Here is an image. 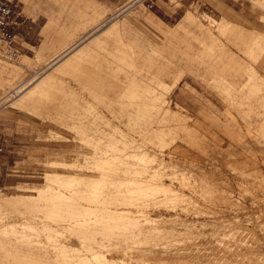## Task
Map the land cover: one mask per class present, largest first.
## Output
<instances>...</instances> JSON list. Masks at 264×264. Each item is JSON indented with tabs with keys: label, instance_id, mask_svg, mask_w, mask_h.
Instances as JSON below:
<instances>
[{
	"label": "rangeland",
	"instance_id": "1",
	"mask_svg": "<svg viewBox=\"0 0 264 264\" xmlns=\"http://www.w3.org/2000/svg\"><path fill=\"white\" fill-rule=\"evenodd\" d=\"M9 1L15 45L32 59L23 67L22 55H0L14 66L11 78L0 79V197L30 194L23 188L45 183L53 159L87 167L61 171L55 190L35 202L28 197L34 212L19 206L27 213L17 210L15 220L36 227L0 234V264H101L89 257L96 252L112 264H264V51L250 49L256 37L264 43V0H152V7L151 0H96V13L84 0ZM112 23L116 37L106 36L81 67L60 72L62 85L39 109L15 104L36 78L57 71ZM150 91L160 92L161 112L152 110ZM122 133L174 178L154 161L144 171L161 177L140 175L142 166L124 159ZM102 153L121 159L105 162ZM154 183L182 197L171 200Z\"/></svg>",
	"mask_w": 264,
	"mask_h": 264
},
{
	"label": "bare ground",
	"instance_id": "2",
	"mask_svg": "<svg viewBox=\"0 0 264 264\" xmlns=\"http://www.w3.org/2000/svg\"><path fill=\"white\" fill-rule=\"evenodd\" d=\"M58 1H66V2H70L71 0H58ZM85 1V3H86V6L93 12V13H96L97 12V8H96V0H84ZM98 3V2H97ZM81 4V3H80ZM99 4V3H98ZM103 5V4H102ZM102 5H100V6H102ZM83 6V5H82ZM104 7V6H103ZM260 7V6H259ZM74 8V7H73ZM101 8V7H100ZM261 8V7H260ZM77 9V8H76ZM79 9V8H78ZM104 9V8H103ZM90 11V12H91ZM78 12V11H77ZM91 12V13H92ZM100 13H101V11H100ZM103 13V12H102ZM84 14V13H83ZM90 14V13H89ZM77 15V14H76ZM79 15V14H78ZM77 15V16H78ZM89 17V16H88ZM91 17H89V19H90ZM79 19L80 18H78V21H79ZM87 19V18H86ZM94 19V18H93ZM72 20V19H71ZM80 21H81V19H80ZM89 21V20H88ZM74 22V21H73ZM83 22V21H82ZM47 23H48V21H47ZM53 23V21L51 20V24ZM86 23H87V20H86ZM68 24V23H67ZM79 24V23H78ZM83 24H84V22H83ZM71 25H72V23H71ZM77 26V25H76ZM229 26V25H228ZM69 27H71V26H69ZM120 27V26H119ZM220 27V26H219ZM75 29H77V28H75ZM120 30V29H119ZM118 33V28H117V26H116V23H112L110 26H108L107 28H105L101 33H99V34H97L96 36H94L89 42H87L86 44H83V45H81V46H79L78 48H76L73 52H71L70 54H68L63 60H61L57 65H56V67H55V69H57V71H55V72H53V71H49V72H46V73H44L42 76H40V77H38V78H36V80L32 83V85L31 86H29L28 88H26L25 90H24V93L19 97V98H17L16 100H14V102H15V104H16V102L18 103L19 102V105L21 104L24 108L26 107H29V106H31L32 107V109H37L38 107H40V105L42 104V102L44 101L43 100V98H44V96H46V94H48V93H51V90H53V88L54 87H56L57 86V84H58V79L60 78L59 77V73L60 72H63L64 73V71H66V73L68 72V70L69 69H73V68H79V67H81L82 65H83V63L85 64V61H86V59H88V57L90 56V54L93 52V51H95L96 50V47L97 46H101V45H103V43H104V41H105V37L106 36H111V34H113L114 35V33ZM59 33V32H58ZM76 33V32H75ZM73 34H74V32H73ZM125 34V33H124ZM70 35V34H69ZM69 35H66V37L67 36H69ZM72 36V35H71ZM115 36V35H114ZM65 37V38H66ZM116 37V36H115ZM46 38V37H45ZM69 38H70V36H69ZM74 40V39H73ZM114 40V39H113ZM224 40V39H223ZM132 41V40H131ZM66 42H68L67 40H66ZM132 42H134V41H132ZM136 42V41H135ZM135 42H134V44H135ZM66 44V43H65ZM110 44V43H109ZM133 44V45H134ZM253 44V45H252ZM252 44H251V46H250V49L252 50V51H257V50H261V52L262 51H264V43H261V42H259V40L257 39V37L252 41ZM137 45V44H136ZM109 46V45H108ZM138 46V45H137ZM141 46V45H140ZM70 47V46H69ZM69 47L67 46V48L66 49H64V51L65 50H67V49H69ZM135 47V46H134ZM100 48V47H99ZM104 48V47H103ZM132 48V47H131ZM232 48H233V46H232ZM101 49H102V47H101ZM133 49V48H132ZM135 49V48H134ZM37 50V49H36ZM106 51V50H105ZM62 52H63V50H62ZM99 52V51H98ZM44 53H45V46L42 44V46H41V48H39L38 50H37V55L36 56H38L37 58L39 59L40 57L42 58V56L44 55ZM65 53V52H64ZM103 53V52H102ZM112 53V52H111ZM104 54V53H103ZM260 54H262V53H260ZM22 56H23V62L21 63V61H20V63L21 64H23V63H26V62H28V61H30L31 59H32V56H29V55H27V54H22ZM44 57V56H43ZM110 58V57H109ZM100 59H101V56H100ZM113 59V58H112ZM55 60V59H54ZM109 60V59H108ZM134 61V60H133ZM109 62V61H108ZM31 63H33V62H31ZM111 63V62H110ZM122 63V62H121ZM124 63V62H123ZM260 63H261V66L263 67L264 66V61H260ZM28 64V63H27ZM256 64V63H255ZM14 65V64H13ZM18 65V64H17ZM24 65L25 64H23V67H24ZM31 65V64H30ZM109 65V64H108ZM124 65V64H123ZM28 66V65H27ZM253 66H255V65H253ZM133 67V66H132ZM257 67V66H256ZM117 68V67H116ZM250 68V67H249ZM259 68V67H258ZM106 69H108L107 67H106ZM112 69H114L113 67H112ZM141 69V68H140ZM251 69H252V67H251ZM257 69V68H256ZM255 72V71H254ZM69 73V72H68ZM5 74H7V75H5ZM14 75V66H12V64H10V63H7V62H2L1 60H0V79H2V80H6V79H9V78H11V76H13ZM255 74H253V76H254ZM6 76H7V78H6ZM253 76H251V77H253ZM262 76H263V74H262ZM261 77V76H260ZM259 77V78H260ZM136 78V77H135ZM153 78V77H152ZM226 79L227 77L226 76H222V77H220V79ZM258 78V79H259ZM154 79V78H153ZM152 79V80H153ZM217 79V78H216ZM228 79V78H227ZM253 79V78H252ZM223 80V81H224ZM145 81V80H144ZM155 81V80H154ZM179 80H175V81H173L174 83H172V84H170V86H171V88H174L176 85H177V82H178ZM217 81V80H216ZM221 81V80H220ZM228 81V80H227ZM227 81L224 83V84H227ZM62 82V81H61ZM156 82H157V80H156ZM162 81L160 80V83H161ZM5 83V82H4ZM137 83V82H136ZM139 83V82H138ZM137 83V84H138ZM158 83H159V79H158ZM164 83V82H163ZM136 84V85H137ZM157 84V83H156ZM162 84V83H161ZM58 85H60V84H58ZM61 85H62V83H61ZM60 85V86H61ZM160 85V84H159ZM252 85V84H251ZM137 86H139V85H137ZM153 86V85H152ZM151 86V87H152ZM167 86V85H166ZM166 86H164V85H162V87H166ZM224 86V85H223ZM258 86V85H257ZM58 87V86H57ZM57 87L55 88L56 90H57ZM135 87V86H134ZM159 87V86H158ZM168 87V86H167ZM166 87V88H167ZM260 87L261 86H259V89H260ZM155 88V87H154ZM59 89H60V87H59ZM58 89V90H59ZM227 89H229V87H227ZM155 90V89H154ZM157 90V89H156ZM161 90H162V88H161ZM165 90V89H164ZM169 90H171V89H169ZM250 90V89H249ZM23 91V90H22ZM66 91V90H65ZM261 91H263V93H264V90H261ZM167 92V91H166ZM61 93H62V90H61ZM70 92H68V94H69ZM150 93H151V95H153L152 94V92L150 91ZM161 93H163L162 94V96H164L165 94H164V91H162ZM168 93V92H167ZM54 94H55V92H54ZM66 94H67V91H66ZM72 94V92L70 93V95ZM143 94V93H142ZM146 95H148L147 93H145ZM230 94V93H229ZM234 94V93H233ZM49 95V94H48ZM51 96H52V94H50ZM73 95V94H72ZM145 95V96H146ZM158 94H157V91H156V93L153 95L154 96V98L153 99H151V100H153V106H152V110H153V107L155 108V110H157V108L159 109V111H160V106H159V104H158V99L160 98L161 99V97H159V96H161V94H160V92H159V96H157ZM257 95V94H256ZM47 97V96H46ZM49 97V96H48ZM53 97V96H52ZM148 98H151V97H149V95L147 96ZM234 97V96H233ZM49 98H51V97H49ZM145 98V100H146V97H144ZM163 98V97H162ZM247 98V97H246ZM47 99V98H46ZM150 100V99H149ZM168 100V99H167ZM47 101V100H46ZM78 101V100H77ZM14 102H12V103H14ZM161 102H162V100H161ZM90 103V102H89ZM152 103V102H151ZM150 103V104H151ZM163 103V102H162ZM166 103V102H165ZM136 104V103H135ZM142 104V103H141ZM170 104V103H169ZM17 106H19L18 104H16ZM44 105V104H43ZM134 105V104H133ZM132 105V106H133ZM140 105V103L137 105V106H139ZM162 105V104H161ZM150 106V105H149ZM159 106V107H158ZM43 107V106H42ZM91 107L92 108H94L92 105H91ZM157 107V108H156ZM162 107V106H161ZM177 107V106H176ZM20 108H21V106H20ZM30 108V107H29ZM145 108V107H144ZM178 108V107H177ZM22 109V108H21ZM28 109V108H27ZM39 109V108H38ZM82 109V108H81ZM85 109V108H84ZM86 109H88V108H86ZM26 110V109H25ZM29 110V109H28ZM41 110V109H40ZM83 110V109H82ZM137 110H139V109H137ZM144 111L146 110V108L145 109H143ZM151 110V111H152ZM86 111V110H85ZM89 111V110H88ZM94 111V110H93ZM92 111V112H93ZM159 111H158V113H159ZM169 111V110H168ZM176 111V110H175ZM49 112V111H48ZM74 112V111H73ZM91 112V111H90ZM97 112V111H96ZM161 112V111H160ZM170 112V111H169ZM33 113V112H32ZM36 113V112H35ZM38 113V112H37ZM175 113V112H174ZM178 113V112H177ZM181 113V112H180ZM163 114H164V111H163ZM165 114H168L167 112H166V109H165ZM152 115H154V113L152 114ZM151 115V116H152ZM155 116V115H154ZM159 116V115H158ZM164 116V115H163ZM162 116V117H163ZM172 116H173V114H172ZM153 117V116H152ZM160 117V116H159ZM158 117V118H159ZM161 117V118H162ZM86 118V117H85ZM151 118V117H150ZM148 119V118H147ZM154 119H156V118H154ZM172 119V118H171ZM170 119V120H171ZM59 121H60V119H58ZM85 120V119H84ZM169 120V119H168ZM63 121V120H62ZM152 121V120H151ZM150 121V119H149V121L148 122H151ZM156 121V120H155ZM162 121V120H161ZM167 122V121H166ZM65 123H66V121H65ZM163 123V122H162ZM171 123H172V120H171ZM79 124V123H78ZM118 124V123H117ZM153 124H155V123H153ZM168 124H169V122H168ZM119 125V124H118ZM162 125V124H161ZM164 125V124H163ZM72 126V125H71ZM73 126H75V127H77L78 128V126L79 127H81V128H83L82 127V124L81 125H73ZM113 126V125H112ZM152 126V125H151ZM166 127V126H165ZM176 127H177V125H176ZM179 127V126H178ZM80 128V129H81ZM116 127H114V129H115ZM172 128V127H171ZM171 128L169 127V128H167V129H170V130H167L168 132L169 131H173V128H172V130H171ZM175 128V127H174ZM128 129V128H127ZM145 129V128H144ZM148 130L147 131H149L150 132V130H149V128H147ZM160 129V128H159ZM177 129V128H176ZM78 130H79V128H78ZM81 130H83V129H81ZM143 130V129H142ZM141 129L139 130L140 132L142 131ZM146 130V129H145ZM152 130H154V132H155V127H153V129H151V131ZM165 130H166V128H165ZM121 131V130H120ZM161 131V130H160ZM159 131V132H160ZM144 131H142L141 133H143ZM146 132V131H145ZM148 132V133H149ZM98 134V133H97ZM123 134V133H122ZM129 134H130V132H129ZM161 134V133H160ZM163 134H164V132H163ZM62 135V134H61ZM96 135V134H95ZM123 135H124V137H123ZM122 135V137H123V139H119L121 142L123 141V143H124V145L125 146H128L129 145V150L127 149V152H126V154L124 155V159H126L127 161H128V163H132V164H138L139 166L141 165L142 167H139V169L141 170V172H140V170H136V169H132V170H129V171H131V173H137V172H140L139 174L140 175H142L141 173H143V175H145L146 174V176H147V178H149V177H151V175L154 177V176H156L157 174L159 175V177H161L160 175H161V172L159 171V170H163V174L164 175H167V176H173V170L171 171L170 170V168H167L166 166H163V165H157V162H155V161H157V158L154 156V155H152V154H150L148 151H146L145 149L143 150V149H141V147L139 146V144H137L138 146H136L135 144H134V140L132 139V138H130L129 137V135H125V134H123ZM165 135V134H164ZM163 135V136H164ZM175 135V134H174ZM178 135V134H177ZM117 136V135H116ZM142 136V135H141ZM145 136V135H144ZM143 136V137H144ZM162 136V135H161ZM162 136V137H163ZM171 136V135H170ZM169 136V137H170ZM96 137V136H95ZM100 137V136H99ZM142 137V138H143ZM165 137H168V135L166 134V136H164L163 138H165ZM89 138V137H88ZM93 138V137H92ZM114 138V137H113ZM135 138V137H134ZM145 138V137H144ZM175 138V137H174ZM96 139V138H95ZM94 139V140H95ZM101 139H103V138H101ZM172 139H173V137H172ZM91 140V139H90ZM97 140V139H96ZM116 140V139H115ZM170 140V139H169ZM84 141V140H83ZM102 141V140H101ZM171 141V140H170ZM87 142V141H86ZM106 142V141H105ZM108 142V141H107ZM113 142V141H112ZM83 143V142H82ZM103 143V142H102ZM110 144H111V142H109ZM117 144H118V141H117ZM124 145H122L123 147H124ZM103 147V146H102ZM105 148H106V150H107V147L106 146H104ZM116 147H117V145H116ZM128 148V147H127ZM145 148V147H144ZM101 149V148H100ZM108 149H110V148H108ZM120 150V149H119ZM122 150V149H121ZM123 151H126V150H123ZM122 151V152H123ZM150 151V150H149ZM111 152V151H110ZM122 152H121V154H122ZM100 153V152H99ZM108 154V153H107ZM99 155V154H98ZM100 156H101V154H100ZM102 156H104L103 155V153H102ZM120 156V155H119ZM118 155H114V156H112L113 158H109V157H111L110 155H108V156H104V161L105 162H112L113 160L116 162V160L118 161V160H120L121 159V157H119ZM122 156H123V154H122ZM88 157H90V155H88ZM95 158H96V156H95ZM123 158V157H122ZM159 158V157H158ZM96 159H98V158H96ZM100 159V158H99ZM111 159H112V161H111ZM130 159V160H129ZM87 161V160H86ZM85 161V162H86ZM122 161H123V159H122ZM125 161V160H124ZM154 161V166H158L157 168H155V169H159L158 171L156 170H153V172H150V176H148V172H149V170L147 169V170H145L144 171V169H145V167H146V165L148 164L149 165V163L150 162H153ZM47 162V161H46ZM89 162H90V160H89ZM120 162V161H119ZM46 164V163H45ZM158 164H160V163H158ZM48 167H49V171H46V173H45V183H43V184H41V185H33V186H27V188L25 187V188H23L24 190H27V191H30L31 193L30 194H22L21 196H19V197H17V196H15V195H9V194H2V196L0 197V234L2 233V234H6L7 232H9L10 230H12V229H14L15 227H17L19 224H22V223H18V220L16 221L15 220V214L17 213L16 211L18 210V214H23V215H25L24 213H23V210H22V213H20V211H19V206H21V205H26V206H23V207H27V205L29 206V201H28V197H36V198H34V202H35V200L38 198V200H40L41 199V197L45 194V192H47V191H50V190H55L56 189V186H54L53 184H52V181H54V180H56L57 181V179H59L60 178V175L62 176V174H61V171H67V170H70L71 171V169L72 170H74V169H79V170H81V171H83V170H85L86 169V165L85 164H81L80 162H79V160L78 159H75V158H73V159H61V158H57V159H53V160H51V161H49L47 164H46ZM91 165V164H90ZM153 165V164H152ZM152 165H151V167H152ZM153 166V167H154ZM172 166V165H171ZM174 166V165H173ZM111 167V166H110ZM176 167V166H175ZM100 168V167H99ZM126 168V167H125ZM125 168H123V170L125 169ZM148 168L149 169H151L150 168V166H148ZM103 169H104V167H103ZM118 169V168H117ZM172 169V168H171ZM173 169H174V167H173ZM87 170H89L88 168H87ZM123 170H122V172H123ZM152 170V169H151ZM90 171V170H89ZM95 171V170H94ZM169 171H171V172H169ZM114 172V171H113ZM117 172V171H116ZM94 173V172H93ZM124 173V172H123ZM127 173V172H126ZM128 174V173H127ZM85 175H86V173H85ZM89 176V175H88ZM91 176V175H90ZM175 176V175H174ZM174 176L172 177V178H174ZM152 177V178H153ZM158 177V178H159ZM62 178H63V176H62ZM61 178V179H62ZM60 179V180H61ZM154 179V178H153ZM140 180H143L142 178H140L139 177V179H138V183H142V181H140ZM59 181V180H58ZM74 181V180H73ZM155 181H157V180H155ZM55 182V181H54ZM56 184V183H55ZM153 186H151V187H153L152 189H157V190H159V191H163L164 192V194L166 193V195L168 194V195H170V197H169V199H171V200H174V201H176V200H178L179 198H181L182 197V195L181 194H179V193H176V192H174V190L173 189H171L167 184H165V183H154V184H152ZM20 187H22V186H20ZM151 187L149 188V189H151ZM23 189H21V190H23ZM51 192V191H50ZM49 192V193H50ZM48 193V194H49ZM20 194V193H19ZM46 196H47V194H46ZM45 196V197H46ZM23 197V198H22ZM24 197H26L27 198V200H25L24 199ZM31 200V199H30ZM26 203H28V204H26ZM34 205V203H30V205ZM37 204H39V203H37ZM236 204V203H235ZM32 205V206H33ZM32 206L30 207L29 206V209H31L32 208ZM236 206H237V204H236ZM34 207V206H33ZM19 208V209H18ZM25 208H24V210H25ZM36 208H37V205H36ZM28 209V210H29ZM35 209V208H34ZM21 210V209H20ZM27 210V209H26ZM31 211L32 212H34L33 211V208L31 209ZM30 211V212H31ZM203 214V213H202ZM19 216V215H18ZM27 215H26V218H24V219H26L27 220ZM220 217V216H219ZM20 218H21V216H20ZM30 219H31V217H30ZM213 219V218H212ZM25 220V221H26ZM24 224V227L23 228H26V227H31V228H35L36 226V224H34L33 226H35V227H33V226H31V224H29V221H28V223H23ZM22 224V225H23ZM28 230V229H27ZM13 231V230H12ZM150 232V231H149ZM50 237V236H49ZM52 237H53V235H52ZM254 238V237H253ZM51 239V238H50ZM49 239V240H50ZM52 240V239H51ZM54 240V239H53ZM60 243V242H59ZM61 244V243H60ZM46 245V244H45ZM65 245V244H64ZM61 246V245H60ZM66 246V245H65ZM53 247V246H52ZM55 247V246H54ZM52 249V248H51ZM65 249V248H64ZM58 251V250H57ZM46 253V252H45ZM48 253V252H47ZM67 253V252H66ZM60 254V253H59ZM62 254H63V252H62ZM64 255V254H63ZM62 255V256H63ZM88 256V255H87ZM59 257V256H58ZM64 257V256H63ZM82 257H84L83 255H82ZM90 258H91V260L93 259H99V258H101V259H103V262L101 263V264H112V262L113 261H111L110 259H109V256L108 255H104V254H100V253H92V255H90L89 256ZM100 260V259H99ZM65 263V262H64ZM82 263H83V261H82ZM87 263V262H86ZM96 263V262H95ZM131 262L129 261V262H126V264H130Z\"/></svg>",
	"mask_w": 264,
	"mask_h": 264
},
{
	"label": "built area",
	"instance_id": "3",
	"mask_svg": "<svg viewBox=\"0 0 264 264\" xmlns=\"http://www.w3.org/2000/svg\"><path fill=\"white\" fill-rule=\"evenodd\" d=\"M149 7L153 2L148 3ZM14 7L9 0H0V55L10 59H18L22 53L18 46L15 45V34L12 27L17 24L14 16ZM5 145L0 142V177L3 174Z\"/></svg>",
	"mask_w": 264,
	"mask_h": 264
},
{
	"label": "crops",
	"instance_id": "4",
	"mask_svg": "<svg viewBox=\"0 0 264 264\" xmlns=\"http://www.w3.org/2000/svg\"><path fill=\"white\" fill-rule=\"evenodd\" d=\"M15 19H16V17H15ZM12 30H13V32H15V27H14V26L12 27ZM15 36H16V35H15ZM4 140H6V139L4 138ZM0 142H2L3 144H5L4 141L1 140V139H0Z\"/></svg>",
	"mask_w": 264,
	"mask_h": 264
}]
</instances>
